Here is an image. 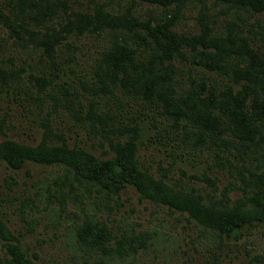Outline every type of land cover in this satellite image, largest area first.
<instances>
[{
    "label": "rangeland",
    "instance_id": "1",
    "mask_svg": "<svg viewBox=\"0 0 264 264\" xmlns=\"http://www.w3.org/2000/svg\"><path fill=\"white\" fill-rule=\"evenodd\" d=\"M167 1L161 5L141 0H69L65 13L59 11L44 22L45 30L40 27L59 36L52 60L29 39L24 44L14 39L0 23V143L34 147L42 139L55 143L62 138L69 147H80L103 160L113 154L112 143L123 144L130 136L128 130L117 128L135 126L138 170L160 178L173 198L192 191L205 210H229L242 194L240 173L249 178L247 171L264 172V164L253 159L260 160L261 149H246L241 141L230 146L200 143L192 136L195 129L166 120L160 104L101 92L96 73L102 53L113 41L126 38L124 29L61 31L77 13L91 14L102 5L114 19L129 24H135L131 21L135 18L151 26L167 25L184 35L199 33L205 24L212 36L247 37L255 46L259 14L223 0ZM28 5V1L0 0L2 13L35 28L26 17ZM133 46L135 54L143 53ZM184 57L169 74L173 96H188L202 81L223 83L192 63L191 53ZM90 103L93 112L104 117L101 121L88 116ZM92 184L62 162L25 159L14 168L1 160L0 264L7 260L15 264L16 250L29 264H209L214 259L223 264H264V223L254 222L225 235L208 220L203 224L187 211L140 198L130 185L112 194ZM85 221L109 230L112 238L106 244L113 251L90 247L77 237V227Z\"/></svg>",
    "mask_w": 264,
    "mask_h": 264
},
{
    "label": "trees",
    "instance_id": "2",
    "mask_svg": "<svg viewBox=\"0 0 264 264\" xmlns=\"http://www.w3.org/2000/svg\"><path fill=\"white\" fill-rule=\"evenodd\" d=\"M22 1L29 3L30 10L26 17L33 21L35 28L24 19L16 23L1 10L0 23L14 39L23 44L29 39L35 48H40L52 60L59 36L55 34V37L53 30L50 34L45 32L43 25L57 12L65 13L70 5L69 0ZM141 1L161 5L168 3L167 0ZM223 1L230 2L234 8H242L261 16L255 46H251L250 38L247 37L212 36L205 24L201 26L199 33L190 35L177 34L167 25L142 24L136 22L135 18L131 20L135 24H129L122 18L114 19L102 5H97L91 14L77 13L75 19H68L65 31H61L66 33L75 29L78 33H96L124 29L126 38L113 41L102 53L96 73L101 92L111 95L118 92L142 98L154 106L160 104L166 120L174 125L183 124L195 129L192 130L194 140L203 144L209 141V145L214 146H225L224 143L230 146L234 141H241L246 149L253 147L256 152L261 149L260 160L255 156L253 159L264 164V0ZM40 27L44 30L40 31ZM133 45L143 53L135 54ZM185 53H191L192 63L216 74L223 83L202 81L189 91L188 96H173L174 83L169 74L176 68L175 62L178 59L185 60ZM89 105L88 116L92 114L98 122L101 121L104 117L93 112V103ZM115 120L118 124L117 119ZM121 126L122 129L117 130L124 128L130 132V136L123 144L118 141L112 143L113 154L103 160L93 157L80 147H69L61 138L55 143H47L42 139L34 147L11 141L1 142L0 161H6L14 168L25 159L62 162L80 178L92 182V185L102 190L117 194L130 185L140 198L187 211L203 224L210 221L216 231L225 235H233L238 229L254 222L264 223V172L247 171L244 166L250 177L245 178L240 173L238 179L242 184V194L235 199L231 208L224 212L205 210L192 191L173 198L160 178L155 179L146 171L138 170L135 159L137 127L127 129L125 124ZM185 133L189 137L186 129ZM242 152L244 150L238 153ZM227 162L237 169L228 158ZM77 237L90 247L113 251L106 244L112 237L103 224L85 221L77 227ZM114 252L121 253L119 248H115ZM12 261L15 264H29L18 250ZM3 264L11 263L7 260ZM209 264L223 263L214 259Z\"/></svg>",
    "mask_w": 264,
    "mask_h": 264
}]
</instances>
